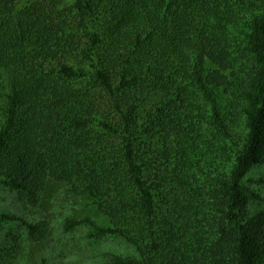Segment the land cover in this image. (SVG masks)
<instances>
[{
	"label": "trees",
	"instance_id": "1",
	"mask_svg": "<svg viewBox=\"0 0 264 264\" xmlns=\"http://www.w3.org/2000/svg\"><path fill=\"white\" fill-rule=\"evenodd\" d=\"M258 166L264 0H0V189L85 200L63 228L133 246L109 264H264Z\"/></svg>",
	"mask_w": 264,
	"mask_h": 264
},
{
	"label": "rangeland",
	"instance_id": "2",
	"mask_svg": "<svg viewBox=\"0 0 264 264\" xmlns=\"http://www.w3.org/2000/svg\"><path fill=\"white\" fill-rule=\"evenodd\" d=\"M247 184L259 196L251 209L264 208V166L250 171ZM0 213L16 215L28 222L46 220L50 228L46 240L34 244L26 240L20 222L0 224V264H39L42 257L49 264H109L110 255H136L133 246L120 238L91 237V230L85 224L65 231L66 219L89 218L102 224L103 218L85 200L72 196L60 184L46 188L34 207L21 203L13 192L1 188Z\"/></svg>",
	"mask_w": 264,
	"mask_h": 264
}]
</instances>
